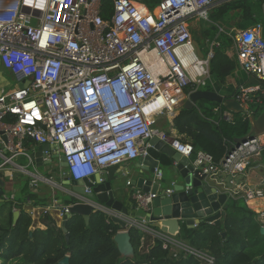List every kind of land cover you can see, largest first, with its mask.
<instances>
[{
	"label": "built area",
	"instance_id": "obj_1",
	"mask_svg": "<svg viewBox=\"0 0 264 264\" xmlns=\"http://www.w3.org/2000/svg\"><path fill=\"white\" fill-rule=\"evenodd\" d=\"M101 1L0 0V68L13 84L0 87V143L9 152L4 163L19 153L27 155L22 144L29 139L55 147L64 155L65 175L81 180L148 155L153 147L146 140L153 137L182 156L194 154V163L211 175L242 172L254 158L262 159L264 131L228 148L215 165L206 152L194 151L190 143L156 127L157 120L181 105L186 88L209 85L215 90L208 64L219 44L207 40L208 51L198 58L189 20H208L209 10L231 0H157L152 9L143 0H111L108 20L100 15ZM262 11L264 19V1ZM227 34L236 71L247 75L245 83H235L230 97L248 115L250 107L261 112L264 86L248 80L264 82V27L256 24ZM191 56L200 67L194 66V73L185 64ZM224 117L231 119V111ZM154 173L161 178L157 167ZM133 195L144 211L155 196L142 190ZM234 195L248 202L263 191L239 186ZM68 213V206L60 208L61 221ZM146 221L127 219V228L135 226L162 239L163 247L171 244L213 264L206 252L172 240Z\"/></svg>",
	"mask_w": 264,
	"mask_h": 264
},
{
	"label": "trees",
	"instance_id": "obj_2",
	"mask_svg": "<svg viewBox=\"0 0 264 264\" xmlns=\"http://www.w3.org/2000/svg\"><path fill=\"white\" fill-rule=\"evenodd\" d=\"M263 1L231 0L215 6L209 10L208 20L201 21L203 24L198 35L202 38L192 34L201 49L207 40H216L219 44L213 47L208 64L215 90L225 87L227 78L237 69L235 57L228 54L232 38L226 31H219L223 19L234 18L237 28L256 24L264 27ZM143 2L152 9L157 0ZM111 12L112 1L102 0L101 17L108 20ZM206 51L202 49L204 54ZM206 89L212 87L208 85ZM233 91L226 97H230ZM225 111L221 103L200 99L192 108L181 106L172 120V127L182 142L190 143L194 151L206 152L218 165L234 139L251 132L250 116L260 114V108L250 107L249 115L231 112V119H226ZM150 152L155 151L151 148ZM157 157L164 159L158 154ZM26 197L36 199L37 203V195L28 190V183L24 184L21 194L0 203V264H57L66 255L69 256L68 264H205L171 244L163 247L164 241L159 237H154L149 243L142 242L144 232L135 226L127 228L134 255L122 256L113 240L121 228L101 209H95L87 223L81 215L70 216L65 223L68 241L62 227L49 214L46 215L45 228H31V217L20 206ZM13 208L20 211L15 222ZM262 225L264 219H260L241 197L232 196L225 205L218 226L210 223L193 228L183 226L175 239L206 252L213 257V264H264Z\"/></svg>",
	"mask_w": 264,
	"mask_h": 264
},
{
	"label": "water",
	"instance_id": "obj_3",
	"mask_svg": "<svg viewBox=\"0 0 264 264\" xmlns=\"http://www.w3.org/2000/svg\"><path fill=\"white\" fill-rule=\"evenodd\" d=\"M192 44L196 56L203 58L204 53L197 40L193 38ZM248 82L264 86L263 81H259L254 77L250 78ZM185 92L187 95L186 100L183 102L185 108H192L197 100L203 99L221 103L226 110L231 112L247 113L236 99L226 97L215 90L205 88L191 90L190 88H186ZM169 116L173 120L175 117L174 112ZM250 121L252 125L251 132L235 138L228 147L229 151L234 145L253 137L256 133L264 131V108L258 116H250ZM146 141L164 159L155 158L150 153L144 157H138V165L135 166L138 171L131 179V184L134 186V192L142 190L155 194L154 198L147 205V211L150 221L157 224V231L172 238L178 234L183 226L193 228L202 223L218 226L226 202L230 198L229 191L233 188L234 180L232 176H229L223 182L219 181L215 175L204 172L203 165H196L194 163V154L188 157L182 156L168 143L159 140L157 137L149 138ZM49 149V144H40L35 151L29 154V158L37 166H41L43 164V151H48ZM55 157L65 166L64 155L57 154ZM262 160L264 161V153ZM50 161L51 158H49L46 164ZM155 167L161 171L160 179L155 178ZM67 183L71 185L72 191L76 194L72 195L75 201L68 205L69 213L65 215L60 224L65 232L66 241L69 239V233L66 232L65 228L66 220L76 214L81 215L87 223L90 214L95 209H98L96 205H100L103 207V211L109 215L110 220L117 223L120 228H123L113 236L120 254L125 257H132L134 255V248L127 229L128 211L122 202L115 198L113 181L101 180L100 174H93L81 180H68ZM86 187L90 189L89 192H85ZM166 189H170L171 191L167 193ZM2 194L3 191L0 192V195ZM18 216L19 211L15 210L13 212V222L16 221ZM260 233L264 234V225L260 227ZM68 263V255L57 262V264Z\"/></svg>",
	"mask_w": 264,
	"mask_h": 264
},
{
	"label": "crops",
	"instance_id": "obj_4",
	"mask_svg": "<svg viewBox=\"0 0 264 264\" xmlns=\"http://www.w3.org/2000/svg\"><path fill=\"white\" fill-rule=\"evenodd\" d=\"M196 61L197 60L191 56L186 58L185 64L187 67L196 66V68L200 70ZM184 95L181 94V97H184L183 102L187 98L186 92ZM183 102L180 103L181 105H179L174 111L175 116L178 114L180 107L183 106ZM162 119L167 125L164 127H158L157 124L156 127L164 129L168 133L177 136L176 131L172 127L173 122L171 116H162L158 122L160 123ZM22 145L27 155L19 153L15 155L10 162L4 163V156H8L9 152L5 149L3 144L0 143V192L3 191V194L0 195V203L5 199L8 200L17 194H21L24 184L28 183V190L36 194L37 199L39 200H37L36 203V199L26 197L20 203L22 210L28 213L31 217V228H45L47 214H49L58 225H60L62 222L59 216L60 208L72 204L69 200L73 199L72 195L76 193L72 191L71 185L67 183L70 179L65 175V166H63L57 157H55V155L57 156L59 153L55 147L50 145L48 151H43V164L37 166L35 162L31 161L29 154L35 151L40 144L25 139L23 140ZM153 150L155 152L151 153L149 150V153L153 155V157L158 158V152L155 149ZM49 158H51V161L46 164V162L49 161ZM39 163H41V161H39ZM137 165L136 158L117 165L109 166L103 172H100L101 179L113 181L115 198L120 200L128 211V223H136L142 218H146V225L154 229V227L158 226L156 223L150 221L148 211H144L143 209L138 208L136 204H133V201L135 200L133 195L134 186L131 184V179L138 171L135 168ZM223 173H225V175H223ZM215 176L217 177V180L222 182L227 180L229 176H232L234 183L232 190L229 191L230 198L232 197V193L237 190L239 186L244 188L262 189L263 196L244 202L251 210L258 214L260 219H264V161L262 159L259 157L254 158L248 167L242 172L235 173L220 170ZM127 182L130 183L127 184ZM234 196L235 198L240 197L238 195ZM230 198L228 200H230ZM98 206L103 210L102 206ZM15 210L18 209L13 208V212ZM157 229L154 230L157 231ZM154 237L156 236L145 233L142 236V242H152L151 240ZM171 239L186 245L184 242L175 239V236Z\"/></svg>",
	"mask_w": 264,
	"mask_h": 264
},
{
	"label": "rangeland",
	"instance_id": "obj_5",
	"mask_svg": "<svg viewBox=\"0 0 264 264\" xmlns=\"http://www.w3.org/2000/svg\"><path fill=\"white\" fill-rule=\"evenodd\" d=\"M202 20H204V19L199 20V19L195 18V19L189 20V27H190V30H191V34H195L197 38H202L201 36L198 35V32L200 31V27H202V24H203V22H201ZM234 23H235V19L234 18H225L222 21V26L221 27L225 31H227L231 35H233L234 33L236 34V31L239 29V28L235 27ZM194 39H196V38H194ZM202 49L203 50L206 49L208 51L207 42H206L205 46H204V44L202 45ZM207 51H206V53H207ZM228 54L229 55L231 54V47L228 49ZM246 81H247V75L242 70L239 69V70L236 71V75H233V77H228L227 78L226 86L221 88V89L218 88V90H219L218 92L222 93L224 96H228L229 94H231L230 91L234 89L235 83L242 84V83H245ZM12 85H13L12 84V80L10 82L9 76L6 74L5 70L1 67L0 68V87H3L5 89H7L9 87H12ZM156 124H158L157 125L158 127H161V126L164 127V126L167 125V123L164 122L163 119L161 120L160 123L157 120ZM262 171H263V168H262Z\"/></svg>",
	"mask_w": 264,
	"mask_h": 264
},
{
	"label": "bare ground",
	"instance_id": "obj_6",
	"mask_svg": "<svg viewBox=\"0 0 264 264\" xmlns=\"http://www.w3.org/2000/svg\"><path fill=\"white\" fill-rule=\"evenodd\" d=\"M188 68H189V70H190L192 73H194L195 67H193V66H188Z\"/></svg>",
	"mask_w": 264,
	"mask_h": 264
}]
</instances>
